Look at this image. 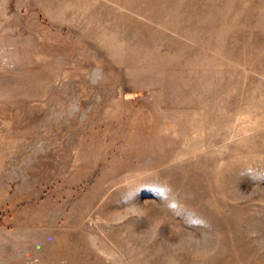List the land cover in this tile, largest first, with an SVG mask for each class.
I'll use <instances>...</instances> for the list:
<instances>
[{"label": "rangeland", "instance_id": "rangeland-1", "mask_svg": "<svg viewBox=\"0 0 264 264\" xmlns=\"http://www.w3.org/2000/svg\"><path fill=\"white\" fill-rule=\"evenodd\" d=\"M0 264H264V0H0Z\"/></svg>", "mask_w": 264, "mask_h": 264}]
</instances>
